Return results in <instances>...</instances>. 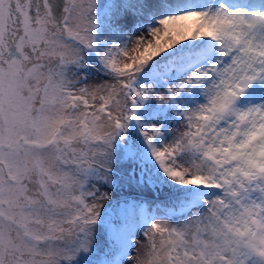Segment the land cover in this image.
I'll list each match as a JSON object with an SVG mask.
<instances>
[{
  "label": "snow or ice",
  "instance_id": "obj_1",
  "mask_svg": "<svg viewBox=\"0 0 264 264\" xmlns=\"http://www.w3.org/2000/svg\"><path fill=\"white\" fill-rule=\"evenodd\" d=\"M0 264H264V0H0Z\"/></svg>",
  "mask_w": 264,
  "mask_h": 264
}]
</instances>
